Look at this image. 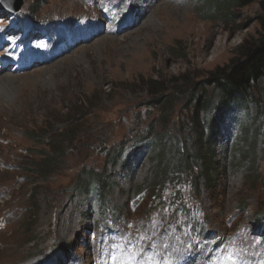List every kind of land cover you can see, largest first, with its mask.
<instances>
[{
  "label": "rangeland",
  "instance_id": "1",
  "mask_svg": "<svg viewBox=\"0 0 264 264\" xmlns=\"http://www.w3.org/2000/svg\"><path fill=\"white\" fill-rule=\"evenodd\" d=\"M262 35L264 0L0 8V71L13 55L0 75V264H264L257 107L229 123L209 179L190 156L178 169L199 120L204 128L190 87ZM164 97L166 106H152ZM54 147L61 156L42 175ZM96 178L104 206L82 190Z\"/></svg>",
  "mask_w": 264,
  "mask_h": 264
},
{
  "label": "trees",
  "instance_id": "2",
  "mask_svg": "<svg viewBox=\"0 0 264 264\" xmlns=\"http://www.w3.org/2000/svg\"><path fill=\"white\" fill-rule=\"evenodd\" d=\"M259 0H217L222 5L228 2L233 7L244 8ZM39 8V7H38ZM37 10V9H36ZM209 88L218 93V99L209 96ZM189 101L193 105L194 115L202 117L204 128L200 120L196 125L197 138L193 143L191 152L183 151V158L179 170L188 167L189 162L194 160L202 169L200 176L209 179L212 158L222 144L224 132L229 134V123L241 124L242 113H249L251 104L261 112L264 117V35L254 42H245L241 45L235 56L224 66L217 67L211 71L205 80L190 87ZM167 97L154 101L152 106H166ZM199 118V119H200ZM241 120V121H240ZM229 131V132H228ZM56 157L44 161L39 168L45 170V174H51L49 168L56 165V160L61 156V149L53 148ZM190 153L192 155H190ZM191 160H189V157ZM88 184L82 182V190L95 194L104 206L106 195L102 179H93Z\"/></svg>",
  "mask_w": 264,
  "mask_h": 264
},
{
  "label": "bare ground",
  "instance_id": "3",
  "mask_svg": "<svg viewBox=\"0 0 264 264\" xmlns=\"http://www.w3.org/2000/svg\"><path fill=\"white\" fill-rule=\"evenodd\" d=\"M178 1H181V2H184V0H177V2ZM147 2H150L151 4H157V0H147ZM136 7L137 8H139L140 7V5H136ZM169 7V6H168ZM166 8V7H165ZM164 8V9H165ZM168 10V9H167ZM180 10V9H179ZM161 11V10H160ZM165 11V10H164ZM148 12V11H147ZM171 12V11H170ZM174 12V11H173ZM172 13V12H171ZM172 15H173V13H172ZM147 17V16H146ZM177 16H175V17H173V18H175V19H177L176 18ZM151 21V20H150ZM176 21V20H175ZM175 21L174 22H172L171 24H173V25H177L176 23H175ZM178 21V20H177ZM149 23V22H148ZM147 25H150V24H147ZM153 26V24L150 26V27H152ZM131 27H133V25L131 24V25H129L128 26V28H131ZM124 28H126V26L124 27ZM147 28V27H146ZM152 29V28H151ZM142 30V29H141ZM146 30V29H145ZM57 38H60V37H57ZM56 37L54 38V42H56ZM76 40V39H75ZM76 41H74L73 43H71L70 45H69V47H68V49L67 50H69V49H72L73 48V45H74V43H75ZM76 47V46H75ZM15 53V52H14ZM49 54H52V58L49 56V58H51V60L54 58V57H56V55H54L53 54V52L51 51ZM61 55H64V54H61ZM6 57H7V61L8 62H6L5 61V67H4V69L2 70V71H0V75H2V73H5L6 71L8 72V71H10V61H9V59H12L13 58V55H12V52H10L9 54H7L6 55ZM58 57V56H57ZM47 59H49L48 57H46ZM18 63V62H17ZM44 63H46V60L44 59V60H36V61H33L32 62V66L30 67V68H36V67H39L40 65H43ZM7 64H9V66L7 65ZM3 97V95L2 94H0V97ZM2 97L0 98V99H2ZM1 101V100H0ZM2 102V101H1ZM4 102V101H3ZM224 264H231V263H228V262H225Z\"/></svg>",
  "mask_w": 264,
  "mask_h": 264
},
{
  "label": "water",
  "instance_id": "4",
  "mask_svg": "<svg viewBox=\"0 0 264 264\" xmlns=\"http://www.w3.org/2000/svg\"><path fill=\"white\" fill-rule=\"evenodd\" d=\"M24 0H1L2 6L10 12H18L23 6Z\"/></svg>",
  "mask_w": 264,
  "mask_h": 264
}]
</instances>
